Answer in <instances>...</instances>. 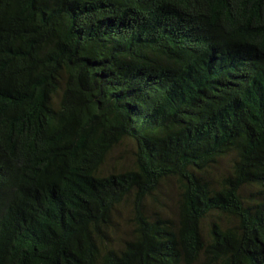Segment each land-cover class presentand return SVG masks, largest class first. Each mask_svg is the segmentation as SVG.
<instances>
[{"label": "trees", "instance_id": "trees-1", "mask_svg": "<svg viewBox=\"0 0 264 264\" xmlns=\"http://www.w3.org/2000/svg\"><path fill=\"white\" fill-rule=\"evenodd\" d=\"M0 264H264V0H0Z\"/></svg>", "mask_w": 264, "mask_h": 264}, {"label": "rangeland", "instance_id": "rangeland-1", "mask_svg": "<svg viewBox=\"0 0 264 264\" xmlns=\"http://www.w3.org/2000/svg\"><path fill=\"white\" fill-rule=\"evenodd\" d=\"M129 141H125L114 152V156L110 159V164H115L120 161L122 164H130L132 162V148ZM230 159L225 157L211 169L214 177H220L229 168ZM179 189L174 180L163 182L160 187V192L154 197L147 199L149 212H161L168 216L175 217L179 208ZM133 210L130 203L119 208L115 215L114 225L111 231V245L118 247L123 239L129 237L133 230L132 224ZM208 221H205L204 226L207 228Z\"/></svg>", "mask_w": 264, "mask_h": 264}]
</instances>
